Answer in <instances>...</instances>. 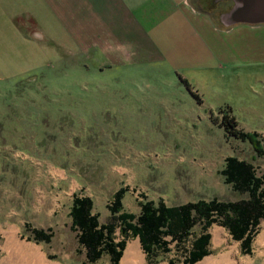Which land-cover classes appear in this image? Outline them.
I'll return each mask as SVG.
<instances>
[{
  "label": "rangeland",
  "instance_id": "obj_1",
  "mask_svg": "<svg viewBox=\"0 0 264 264\" xmlns=\"http://www.w3.org/2000/svg\"><path fill=\"white\" fill-rule=\"evenodd\" d=\"M196 1L201 9L214 8L215 16L227 7L226 0ZM45 47L36 53L23 51L16 62L15 51H0V222L12 224L0 237V260L6 256L7 235L14 232L25 247L38 249L56 264H90L83 250L76 251L67 192L56 202L55 171L74 177L78 194L92 195L101 223L109 220L107 205L125 182L132 188L126 186L123 208L138 214L145 199L171 205L246 198L220 173L228 156L252 161L264 175V155L258 156L254 144L227 136L212 121L220 117L218 108L234 109L244 129L260 130L255 132L264 147V69L260 74L225 71L201 83L192 78L201 97L197 102L176 83L166 88L168 93L164 86L146 85L145 79L160 81L144 74L151 71L148 67L137 73L136 68L103 71L58 53V47ZM62 187L67 191V185ZM38 207L43 213L55 209L54 223L39 216L53 225L51 243L27 239L24 223L36 225ZM263 227L264 220L260 231ZM199 231L197 225L194 234ZM209 232L210 253L205 257L213 259L208 264H264V247L255 244L259 233L252 253H243L223 226L213 224ZM119 233L117 240L122 238ZM191 238L181 245L172 242L171 250L159 251L151 263L141 245L139 264H169L171 259L184 264ZM135 239L127 238V246ZM95 264L112 261L104 255Z\"/></svg>",
  "mask_w": 264,
  "mask_h": 264
},
{
  "label": "crops",
  "instance_id": "obj_2",
  "mask_svg": "<svg viewBox=\"0 0 264 264\" xmlns=\"http://www.w3.org/2000/svg\"><path fill=\"white\" fill-rule=\"evenodd\" d=\"M226 1L227 7L215 16L214 8L201 9L196 0H0V51H15L16 62L22 60L23 51L36 53L50 45L60 48L58 53L76 56L86 67H111L121 73L148 67L151 71L144 74L160 81L145 79L146 85L164 86L163 92L168 93L166 88L176 83L180 91L186 90L196 100L180 75L193 86L192 78L201 83L225 71L260 74L264 69V23L225 26L220 15L234 5L233 0ZM232 112L235 115L234 109ZM238 124L244 129L240 121ZM51 175L56 202L67 192L69 212L78 194L76 181L57 171ZM85 195L94 200L93 211L98 212L96 200ZM34 212L36 225L29 221L33 226L53 227L50 222L55 209L43 213L38 207ZM43 214L51 221L41 222ZM11 225L9 220L0 222V237Z\"/></svg>",
  "mask_w": 264,
  "mask_h": 264
},
{
  "label": "trees",
  "instance_id": "obj_3",
  "mask_svg": "<svg viewBox=\"0 0 264 264\" xmlns=\"http://www.w3.org/2000/svg\"><path fill=\"white\" fill-rule=\"evenodd\" d=\"M182 84L191 95L201 102V97L188 79L182 78ZM219 118L212 120L223 128L227 136L240 141H249L259 157L264 155V147L255 131L249 132L239 127L232 109L218 108ZM224 182L231 185L239 194L246 198L223 201L216 197L211 200L199 199L183 204L168 205L163 199L158 202L145 199L140 201L138 214L123 208V198L126 186L115 191L113 200L107 205L110 218L107 222L99 221L100 214L93 211L94 200L87 195L75 194L70 207V228L75 231L78 247L76 251L85 253L86 262L95 264L104 255H109L112 264H120L127 238H138L143 250L151 261L159 251L169 252L170 244H183L189 236L191 248L185 250L184 264H196L210 253L212 234L209 232L213 224L223 226L239 241L243 253H252V242L260 231L264 220V175H260L254 163L240 159L238 156H228L224 167L220 170ZM27 239L51 243L54 236L53 227L46 229L24 223ZM199 225L200 231L194 234V228ZM122 237L117 240V231ZM169 264H177L171 259Z\"/></svg>",
  "mask_w": 264,
  "mask_h": 264
},
{
  "label": "bare ground",
  "instance_id": "obj_4",
  "mask_svg": "<svg viewBox=\"0 0 264 264\" xmlns=\"http://www.w3.org/2000/svg\"><path fill=\"white\" fill-rule=\"evenodd\" d=\"M8 234H10V232ZM6 242V256L0 260V264H56L54 261L48 260L38 249L30 250L25 247L24 244L17 239L14 232L7 235ZM255 244L258 248L264 247V227L256 238ZM141 249L139 239H135L132 242L130 241L127 248L124 250L121 264H139L142 261ZM211 259L213 258L205 257L198 264H208Z\"/></svg>",
  "mask_w": 264,
  "mask_h": 264
},
{
  "label": "water",
  "instance_id": "obj_5",
  "mask_svg": "<svg viewBox=\"0 0 264 264\" xmlns=\"http://www.w3.org/2000/svg\"><path fill=\"white\" fill-rule=\"evenodd\" d=\"M232 9L221 13L220 20L225 26L238 23H264V0H233ZM260 17H256L258 15Z\"/></svg>",
  "mask_w": 264,
  "mask_h": 264
}]
</instances>
